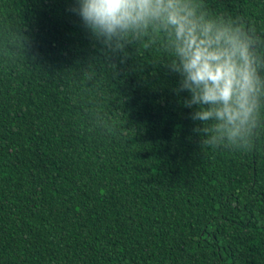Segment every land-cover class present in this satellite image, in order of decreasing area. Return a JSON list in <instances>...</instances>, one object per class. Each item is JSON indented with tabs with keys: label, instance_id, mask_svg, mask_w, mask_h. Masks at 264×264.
Returning a JSON list of instances; mask_svg holds the SVG:
<instances>
[{
	"label": "trees",
	"instance_id": "16d2710c",
	"mask_svg": "<svg viewBox=\"0 0 264 264\" xmlns=\"http://www.w3.org/2000/svg\"><path fill=\"white\" fill-rule=\"evenodd\" d=\"M149 2L105 45L73 0H0V264H264V0ZM169 12L248 44L246 117L184 107Z\"/></svg>",
	"mask_w": 264,
	"mask_h": 264
},
{
	"label": "clouds",
	"instance_id": "9594fccd",
	"mask_svg": "<svg viewBox=\"0 0 264 264\" xmlns=\"http://www.w3.org/2000/svg\"><path fill=\"white\" fill-rule=\"evenodd\" d=\"M171 4H152L149 0H73L70 11L79 18L94 41L107 44L129 21L148 13L166 12ZM168 21L177 26V36L182 38L178 52L179 64L172 71L179 77L173 91L190 94L183 99L186 108L194 104H220L215 111L217 118L229 123L246 117L248 97L255 83V69L248 44L240 38H225L228 47L219 46L223 33L215 38H200L194 28L187 27L184 19L175 12L168 13ZM207 37V29L204 32ZM217 45L213 47V45ZM237 107H233L232 104ZM212 111L199 110L192 119L207 120Z\"/></svg>",
	"mask_w": 264,
	"mask_h": 264
}]
</instances>
